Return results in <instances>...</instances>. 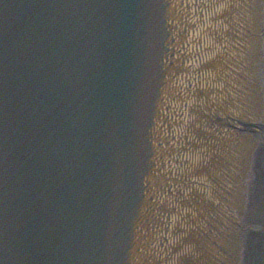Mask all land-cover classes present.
<instances>
[{
	"label": "water",
	"instance_id": "95a60500",
	"mask_svg": "<svg viewBox=\"0 0 264 264\" xmlns=\"http://www.w3.org/2000/svg\"><path fill=\"white\" fill-rule=\"evenodd\" d=\"M189 2L0 0V264L180 256L182 197L167 168L197 12ZM221 3L229 41L212 53L226 66L236 0Z\"/></svg>",
	"mask_w": 264,
	"mask_h": 264
},
{
	"label": "rangeland",
	"instance_id": "374dc122",
	"mask_svg": "<svg viewBox=\"0 0 264 264\" xmlns=\"http://www.w3.org/2000/svg\"><path fill=\"white\" fill-rule=\"evenodd\" d=\"M240 1L236 0L235 7ZM240 8L241 2L239 10ZM258 13L256 28L248 24L255 19L249 18L245 22L248 28L246 31L254 35L255 42L264 43V0L260 2ZM242 33L245 35L244 32ZM257 38L258 40H256ZM255 49L254 59L248 61L247 55L245 56L243 53L245 59H242L240 64V68H244L251 62L252 67L255 68L254 72L250 71L252 76L254 73L255 84L251 86V91L246 86L242 94V97L244 95L242 108L245 109L244 115L248 117L245 119L239 117L241 123L244 124L241 125L240 123V129L232 120L234 123V126L231 125L234 127L233 130H238L236 133H231V129H228L231 126H228L226 120L221 125L224 129H219L212 185V196L215 197L216 194H219L216 199L219 206L226 207L228 200H237V213L236 216L231 217L229 214L226 216L223 212L221 217L214 220L212 219L213 211H209L204 244L206 250H203L201 264H210L212 260L210 256L213 251L211 254L209 251H215L218 247L220 250L216 253L219 256L218 258L215 257L216 264H264V51L260 53L257 44ZM233 68L235 71L238 66L229 63L226 72L231 76ZM240 68L238 70H242ZM232 93L230 99L232 105H229V108H233L236 102L235 92ZM251 95L254 100H250ZM245 98L249 100L245 101ZM232 112L236 113L231 110L230 113L232 114ZM237 160H240V164L238 168H235L237 175L235 182H239V185L230 187L228 182L231 181V178H228L230 176L227 174L228 170L231 169L229 165ZM225 163L228 164V167L223 165ZM217 164L222 165L219 176L216 171L220 166L217 167ZM222 178L226 180L225 184ZM218 188L220 191L217 192ZM227 194L238 196L233 198ZM212 196L211 198H213ZM212 202L211 200L210 206ZM214 207L216 208V206ZM210 233L212 234L211 244L207 241L208 236H211ZM223 239H225L224 242H222ZM207 249L208 255L206 254ZM224 253H226L225 257H223Z\"/></svg>",
	"mask_w": 264,
	"mask_h": 264
},
{
	"label": "bare ground",
	"instance_id": "6f19581e",
	"mask_svg": "<svg viewBox=\"0 0 264 264\" xmlns=\"http://www.w3.org/2000/svg\"><path fill=\"white\" fill-rule=\"evenodd\" d=\"M263 0H241V8L239 10V4L240 2L237 4V6L235 7V11H234V18H233V27L234 29L232 30L231 33V41H230V48H229V57H228V63H231V65H237L238 69L241 67V60L245 59L243 58V53L244 55L248 57V61H252L254 59L255 56V45L257 44L258 50L260 53H262L264 51V43H261L259 41L255 42V38L254 35L250 33H247V26H246V21L250 19H255L254 21H252V23L248 22L249 25H252L253 28H256V21H257V17H258V10L260 9V2H262ZM246 15V16H245ZM261 15V14H260ZM262 17V16H260ZM258 23V22H257ZM245 29V30H243ZM244 32L245 35L242 33ZM258 40V38L256 39ZM235 70L233 68V73L232 76L230 78H225V87H224V96H225V102H224V107H223V123L226 120L228 122V126L233 125L234 123L236 125L237 128L240 129V123H241V119H245L248 116L244 115V108H242V105L244 103V95L242 97L244 88L247 86V89L251 91V86H254L255 84V78H254V73L253 76L250 74V71H255V68L252 67L251 62H249L247 64V66H244V68H240L242 70ZM237 75H236V74ZM235 74V75H234ZM247 74V76H246ZM246 76V78H245ZM229 86H230V90H229ZM232 92H235V96H236V102L234 103L233 108H229V105H232L230 103V99H231V94L233 95ZM242 97V98H241ZM243 99V100H240ZM254 100L253 96L251 95L250 100ZM248 98H245V101H248ZM257 104V103H256ZM229 110L231 111H235V113L232 112V114H229ZM230 115V117H229ZM228 117V118H227ZM240 117V118H239ZM233 118L235 120H233ZM234 123H233V121ZM241 125H244L243 123H241ZM247 125V124H245ZM234 127H229L228 129H231V133H236V130H233ZM224 129V128H221ZM223 135V134H222ZM235 145V143H234ZM240 160L234 161L232 163H230L229 166H231V169L228 170V175L231 178V181L228 182V184H230V187L233 185H239V182H235V178H237L236 175V169L239 167V162ZM224 166L228 167V164L225 163L223 164ZM220 166V167H218ZM236 166V167H235ZM218 170L217 175L219 176L221 171H222V165L217 164ZM234 171H231L233 170ZM223 183L225 184V179L222 178ZM247 180V179H246ZM237 181V180H236ZM220 191L219 188L217 189V192ZM233 198L237 197L238 195H229ZM212 196V194H211ZM219 196V194H216V196H212L213 198H211V200L213 201L212 204L214 206H216V208L211 204L210 206V210L213 211V216L212 219L217 220V218L221 217L223 214V212L226 214V216H228L227 214H229L231 217L232 216H236L237 213V203L238 201L236 200H228L227 201V206L223 207V206H219V203L216 201L217 197ZM215 200V201H214ZM211 234V233H210ZM207 241L209 242V244L212 243V234L211 236L209 235L207 238ZM225 239L222 240V242H224ZM206 250V248L204 249ZM220 250V248L218 247L214 253H218ZM211 251H209V253L211 254ZM206 254L208 255V249L206 251ZM226 256V253H224V256ZM219 257V256H218ZM217 257V258H218ZM217 260H211L210 264H216ZM209 264V263H208Z\"/></svg>",
	"mask_w": 264,
	"mask_h": 264
}]
</instances>
